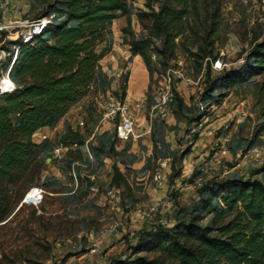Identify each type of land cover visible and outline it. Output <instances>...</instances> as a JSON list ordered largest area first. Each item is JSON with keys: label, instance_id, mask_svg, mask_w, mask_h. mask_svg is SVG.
Masks as SVG:
<instances>
[{"label": "rangeland", "instance_id": "1", "mask_svg": "<svg viewBox=\"0 0 264 264\" xmlns=\"http://www.w3.org/2000/svg\"><path fill=\"white\" fill-rule=\"evenodd\" d=\"M164 1L127 0L125 15H117L96 44V52L105 55L97 63L86 94L43 132L47 149L37 163L40 180L32 185L43 188L42 202L36 206L22 203L28 190L24 187L10 215L0 223V264H109L129 257L138 233L161 220L168 222L165 227L194 219L201 226L209 225L211 216L200 212L204 195L194 188L197 178L203 182L214 176L213 180L251 178L256 168L250 163V146L260 148L264 162V74L242 83L231 81L237 80L250 51L264 39V3L187 0L193 13L186 33L175 40L178 46L173 57L153 53L151 74L141 59L145 73L140 74L139 66L129 65L131 58L128 64L124 59L130 39L125 32L131 31L136 40L146 38L145 26L150 21L141 14L157 11ZM53 4L54 0H15L22 18L29 19ZM4 36L0 34V51L7 42ZM153 42L162 48V38ZM204 49L218 54L222 71L212 70L215 55L205 58ZM109 71L110 77L106 74ZM125 77L124 98L133 105L136 138L123 143L114 139L101 111L108 94L121 96ZM159 83L168 85L176 97L166 118L150 115ZM138 89L142 94L133 97ZM79 121L83 128L78 127ZM195 125L201 127L189 138L188 131ZM69 131L82 137V145L63 140ZM220 137L230 141V156L224 162L229 173L222 178L216 175L221 171L201 176L198 169ZM36 138L38 135L34 139L33 134V142H43ZM156 173L161 184L154 180ZM91 178L99 187L96 196L90 191ZM257 178L264 181V174ZM109 188L117 190L114 198L105 195ZM7 196L13 194L8 192ZM151 208V219H140ZM123 214L131 219L122 223L118 235L97 240L98 232L109 223L123 220ZM94 242L99 251L92 255L88 249ZM142 254L148 259L157 257Z\"/></svg>", "mask_w": 264, "mask_h": 264}, {"label": "trees", "instance_id": "2", "mask_svg": "<svg viewBox=\"0 0 264 264\" xmlns=\"http://www.w3.org/2000/svg\"><path fill=\"white\" fill-rule=\"evenodd\" d=\"M126 12L127 0H54L40 14L53 15L52 23L32 43L20 45L9 71L15 88L0 94V223L17 203L19 190L40 180L38 160L47 147L45 141L33 142L32 135L53 127L86 94L105 55L96 52V44L117 15ZM192 13L187 0H165L157 11L141 14L150 21L145 26L147 37L136 40L131 31L125 32L130 36V57L139 56L151 74L152 54L173 57L175 40L186 33ZM157 38H162L161 49L154 45ZM12 43L2 49L8 51ZM213 55V60L218 58L213 49L204 53L205 58ZM9 64L10 58L0 64V70L5 72ZM262 74L264 39L250 51L237 80L231 81L242 83ZM127 81L125 77L120 88L122 98ZM63 140L83 143L72 131ZM262 174L264 165L251 178L206 180L198 192L204 195L200 212L211 216L209 225L201 226L195 219L172 227L156 224L138 233L131 256L109 264H264V181L257 178ZM142 253L157 257L148 259Z\"/></svg>", "mask_w": 264, "mask_h": 264}, {"label": "built area", "instance_id": "3", "mask_svg": "<svg viewBox=\"0 0 264 264\" xmlns=\"http://www.w3.org/2000/svg\"><path fill=\"white\" fill-rule=\"evenodd\" d=\"M264 3V0H261ZM54 19L53 15H43L37 16L35 18H22V13L17 5H15V0H0V34H4V40H6V45L8 42H13L9 44V50H4L1 47L0 51V64L10 58V64L7 70L0 76V81L5 84V87H0V94L12 91L15 86L11 82L9 77L10 67L15 61L20 45L30 44L33 40L41 36L46 29V27L52 23ZM211 68L214 72H220L223 70V63L220 57L216 58L211 63ZM166 80V79H164ZM175 95L168 85L165 83H159L154 90V95L152 98V105L150 108V115L152 117L166 118L169 114V106L174 101ZM139 107L138 104L134 105ZM133 105L128 102V99L122 98L120 96H115L113 94H108L104 99V104L102 106L101 116L102 120L109 124L113 129V136L119 142H129L136 138L135 131V117L132 110ZM198 108L200 110L204 109L202 103H199ZM78 127L83 128L84 123L82 121L78 122ZM201 125H195L188 131V137L196 135L199 131ZM39 141H44L46 136L43 135V131L37 130L34 133V139L37 137ZM38 142V141H37ZM230 141L226 137H220L213 145V148L208 153L207 158L202 162L200 168L198 169L201 176L209 173H214L215 171H221V174H217L219 177H225L228 175V170L225 167V159L230 156ZM76 146V145H74ZM249 150V151H248ZM247 151L253 156L250 160L253 168H261L264 165L263 160L260 158V148H251ZM59 152H56V157H59ZM246 177H248V174ZM215 177V176H214ZM213 177V178H214ZM94 178H91V188L90 191L94 196L99 194V187L93 183ZM154 180L157 184H161V176L159 173L154 175ZM202 178H197L194 182V188L199 189L202 186ZM117 194L115 188H109L106 190L105 195L108 198H114ZM44 190L39 186L30 187L22 199L24 204L37 205L43 200ZM154 212V208L149 209L147 212L142 213L139 217L142 220H150L151 215ZM123 220L119 219L112 223L104 226L97 234V240L108 239L116 237L119 233V228L123 222H127L131 219L128 215L121 216ZM167 221L161 220L160 225H167ZM133 236L134 233L132 232ZM89 254H96L99 251V246L95 242L89 246Z\"/></svg>", "mask_w": 264, "mask_h": 264}, {"label": "crops", "instance_id": "4", "mask_svg": "<svg viewBox=\"0 0 264 264\" xmlns=\"http://www.w3.org/2000/svg\"><path fill=\"white\" fill-rule=\"evenodd\" d=\"M130 58H131V60H132V63H129V65H131V66H132V65H134V66H139L138 68H139L140 74H143V72L145 73L144 68H143V66H142V64H141V58H140L139 56L130 57L129 51H127V55L124 57V59L127 60V64H128V59H130ZM115 65H117V62L115 63ZM140 67H141V68H140ZM111 72H112V71L106 72L107 76L110 77ZM142 80H143V77H142V75H141V80H140V79L138 80L139 83H141ZM129 86H130V81H129ZM128 91H129V88H128ZM141 94H142V93L140 92V89H138V90L135 92V95H133V94H132V95H133V97H135V96L140 97ZM48 129H49V127H45V128H41V129H39V130L45 132V131L48 130Z\"/></svg>", "mask_w": 264, "mask_h": 264}, {"label": "bare ground", "instance_id": "5", "mask_svg": "<svg viewBox=\"0 0 264 264\" xmlns=\"http://www.w3.org/2000/svg\"><path fill=\"white\" fill-rule=\"evenodd\" d=\"M2 86H5V84L2 81H0V87L2 88Z\"/></svg>", "mask_w": 264, "mask_h": 264}]
</instances>
